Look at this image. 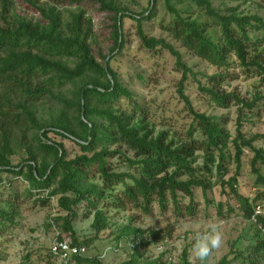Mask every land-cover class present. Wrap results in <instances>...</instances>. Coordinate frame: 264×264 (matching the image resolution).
<instances>
[{"label": "trees", "instance_id": "trees-1", "mask_svg": "<svg viewBox=\"0 0 264 264\" xmlns=\"http://www.w3.org/2000/svg\"><path fill=\"white\" fill-rule=\"evenodd\" d=\"M50 1L35 6L40 20L32 21L10 14L11 0H0L3 22L0 26V187L2 174H8L26 182V195L31 196L32 190L42 192L43 205L56 197L58 208L65 214L54 221H60L61 232L83 247L72 226L77 217L75 208L82 203L85 216L92 213L91 228L95 235L109 226L105 213L98 208L99 201L107 196L109 205L122 210L131 206L146 217L152 216L156 204L161 213L170 206L175 216L193 219L197 212L193 190L200 188L206 198L207 190L215 184L207 178L214 167L222 190L228 187L249 221L259 195L250 200L239 194L236 179L243 150L249 149L253 153L251 170L257 182L264 185V177L256 167L257 162L264 165V149L254 145L255 140L264 139V132L247 138L241 129L243 117L253 111L261 97L255 93L247 99L233 89L226 90L225 86L237 79L230 71L231 59L250 77L264 81V19L258 14H240L235 9L222 13L211 0H164L171 20L163 28L188 52L216 68L212 74H202L204 82L195 80L198 91L216 107L236 106L232 136L223 116L197 111L185 94L189 76L194 78L198 73L185 64L181 52L164 38L145 33L142 22L155 17L159 0H153L152 4L148 0L145 9L135 12L122 6L119 0ZM83 1L97 4L111 21L113 43L107 55L99 54L101 60L92 54L90 47L91 18L81 9L66 10L63 14L56 6ZM192 7L201 15H190ZM124 18L136 23V35L142 47L149 51L166 50L174 57L181 74L176 91L191 116L182 137L167 130L156 131L142 103L121 84L110 65L124 47ZM122 100H126L128 109L121 108ZM56 136L74 143L78 153L68 158ZM229 145L234 149L235 173L223 180L228 172L225 150ZM18 151L20 159L13 163L12 157ZM198 153L203 158L200 166L196 165ZM111 159L117 162L112 164ZM117 165L135 171H115ZM96 176L101 180L100 185L94 182ZM118 184L123 188L113 194ZM206 203H209L207 198ZM13 209H17L13 201L0 199V225L4 221L12 222L17 214ZM259 223L264 226V217H259ZM163 233L165 230L145 232L130 224L123 226L119 239L126 237L134 243L129 259L119 264L156 263L138 262L137 250L163 240ZM187 256L188 248H184L182 264H189ZM48 258H54L49 248ZM239 258L244 264L264 262V240L245 251L231 248L215 264H229ZM28 259L26 254L18 264H27ZM77 261L103 264L97 257L84 254Z\"/></svg>", "mask_w": 264, "mask_h": 264}, {"label": "rangeland", "instance_id": "rangeland-1", "mask_svg": "<svg viewBox=\"0 0 264 264\" xmlns=\"http://www.w3.org/2000/svg\"><path fill=\"white\" fill-rule=\"evenodd\" d=\"M147 1L119 0L122 6H126L134 12L145 9ZM211 2L222 13L235 9L240 14H258L264 19V0H211ZM50 3V0H11L9 13H16L32 21H37L40 20V15L35 6ZM56 6L63 14H66V10H83L92 21L93 36L90 41L92 54L101 60L99 54L107 55L109 53L113 43L110 35L111 21L106 13L100 11L97 4L83 1L73 5L57 3ZM185 6L186 3H183V7ZM177 8H180V5H177ZM189 14L194 17L200 12L192 7ZM200 17L205 19L203 16ZM170 20L171 14L165 10L164 0H159L155 17L151 21H143L142 24L147 35L164 38L181 52L185 64L193 72L198 73L194 78L189 76L185 84V94L197 111L223 116L226 119L225 126L233 136L237 118L236 106L216 107L206 95L197 89L195 80L204 82L202 74H212L216 68L207 61L192 55L169 35L163 26ZM2 25L0 17V26ZM256 34L258 37L261 36L260 32ZM123 37L124 47L110 63L112 69L117 73L119 81L142 103L147 111L148 119L156 131L167 130L177 137L184 136L191 123V116L176 91L181 74L175 67L174 57L166 50L157 48L149 51L142 47L136 35V23L131 19H123ZM231 62L230 71L237 75V79L232 81L230 86H225V89L228 91L233 89L247 99L253 98L255 93H259L261 97L256 102L253 111L243 117L242 132L247 138L256 133L261 134L264 132V81L250 77L233 59ZM120 106L128 109L126 100H122ZM54 138L63 143L68 158H73L78 153V147L68 139L58 136ZM254 145L264 149V139L255 140ZM225 152L227 154L225 165L228 167V172L223 176V180L235 173L232 157L234 149L229 145ZM252 157L253 153L249 149L243 150L241 167L236 179V189L239 194L247 196L250 200L259 195L256 202L264 207V185L257 182V177L251 170ZM19 159L20 151L12 157V162L16 163ZM111 162L115 164L117 159H111ZM202 162V154L198 153L196 165L200 166ZM256 167L264 177V165L257 162ZM115 171L134 173L135 170L117 165ZM2 178L0 199L4 202L13 201L17 208L13 210L17 214L12 222L4 221L0 225V264H18L26 254L29 255L27 264H59L55 258H51V260L48 258L49 244L56 230L61 232L60 221L56 222L54 219L65 214L58 208L56 197H51L43 205L41 200L45 195L42 192L35 193L32 190L31 196L26 195L27 184L25 181L8 174H2ZM207 178L211 183H215L206 192L209 203H206L201 189L194 188L197 212L193 219L184 215L182 217L175 216L170 206L161 213L156 204H154L152 216L146 217L131 206L122 210L109 205L110 197L107 196L105 200L99 201L98 208L105 213L109 226L99 235H95L91 228L92 213L85 216V208L82 203L75 208L77 217L73 220L72 226L77 241L83 244L84 255L95 256L103 264H119L128 260L134 242L126 237L119 239L121 228L127 224L145 232L165 230L163 240L140 246L137 250L136 259L138 262L156 261L153 264H182L181 254L184 248H188L189 264H200L193 257L192 242L196 234L207 231L209 224L213 223L219 226L223 243L219 248L210 252L204 264H215L223 255L229 253L231 248L245 251L253 247L257 241L264 240V235L259 232L257 227L244 218L237 201L229 193L228 187H224V191L222 190L219 176L214 167L212 174ZM94 182L101 184V180L97 176ZM122 188L121 184L116 185L113 194ZM132 217L134 219L130 220ZM52 220L55 228L51 223ZM62 235L69 236L66 233H62ZM229 264L244 263L239 258ZM257 264H264V262H257Z\"/></svg>", "mask_w": 264, "mask_h": 264}, {"label": "built area", "instance_id": "built-area-1", "mask_svg": "<svg viewBox=\"0 0 264 264\" xmlns=\"http://www.w3.org/2000/svg\"><path fill=\"white\" fill-rule=\"evenodd\" d=\"M259 217H264V207L262 204L256 203L253 206L249 222L255 225L260 233L264 235V226L259 223ZM51 223L55 228L52 221ZM49 252L59 264H78L77 257L84 254L83 247L74 244L69 236H64L57 230L49 244Z\"/></svg>", "mask_w": 264, "mask_h": 264}, {"label": "clouds", "instance_id": "clouds-1", "mask_svg": "<svg viewBox=\"0 0 264 264\" xmlns=\"http://www.w3.org/2000/svg\"><path fill=\"white\" fill-rule=\"evenodd\" d=\"M223 243L222 233L217 224H209L207 231L198 233L192 242V254L195 260L204 264L210 252Z\"/></svg>", "mask_w": 264, "mask_h": 264}, {"label": "water", "instance_id": "water-1", "mask_svg": "<svg viewBox=\"0 0 264 264\" xmlns=\"http://www.w3.org/2000/svg\"><path fill=\"white\" fill-rule=\"evenodd\" d=\"M151 1V4L153 3V0H150Z\"/></svg>", "mask_w": 264, "mask_h": 264}]
</instances>
